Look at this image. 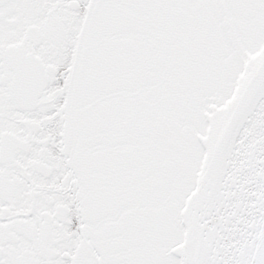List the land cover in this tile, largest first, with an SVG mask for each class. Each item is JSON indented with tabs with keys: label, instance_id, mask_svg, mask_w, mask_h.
I'll list each match as a JSON object with an SVG mask.
<instances>
[{
	"label": "snow or ice",
	"instance_id": "6c2138e0",
	"mask_svg": "<svg viewBox=\"0 0 264 264\" xmlns=\"http://www.w3.org/2000/svg\"><path fill=\"white\" fill-rule=\"evenodd\" d=\"M0 264H264V0H0Z\"/></svg>",
	"mask_w": 264,
	"mask_h": 264
}]
</instances>
